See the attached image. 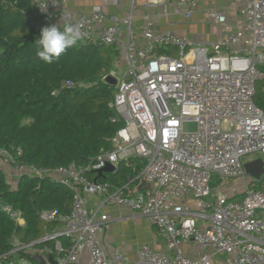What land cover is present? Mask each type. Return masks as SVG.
I'll use <instances>...</instances> for the list:
<instances>
[{
    "label": "built area",
    "instance_id": "built-area-1",
    "mask_svg": "<svg viewBox=\"0 0 264 264\" xmlns=\"http://www.w3.org/2000/svg\"><path fill=\"white\" fill-rule=\"evenodd\" d=\"M204 1L142 0L141 6L158 9L160 16L190 19ZM31 3L43 26L73 24L82 32L79 41L119 47L124 66L107 75L116 79L111 121L122 126L111 139L112 149L84 166L15 164L0 148L1 169L10 167L18 177L45 176L72 190L68 213L39 212L43 222L59 224L28 243L14 237L0 264H32L12 259L19 251L39 255L43 264H51L49 256L55 264H82L84 254L87 264H264V172L254 178L244 169L246 161H264V110L254 101L256 83L264 77V0H225L223 7L203 8L204 18L221 27L213 42L155 29L150 14L134 32L137 0H127L123 17L106 9L120 8L122 0H99L88 10H76L68 0ZM184 121L196 122L198 129L182 131ZM254 153L259 156L247 158ZM131 158L144 165L119 186L87 175L107 164L113 170L120 162L128 166ZM234 182L240 183V193ZM143 183L149 187L141 188ZM91 197L99 200L90 204ZM107 205L145 217L163 248L143 243L135 258L106 253L101 237L111 221L103 210ZM0 210L24 223L10 206L0 203ZM45 241L53 243L36 246Z\"/></svg>",
    "mask_w": 264,
    "mask_h": 264
},
{
    "label": "trees",
    "instance_id": "trees-1",
    "mask_svg": "<svg viewBox=\"0 0 264 264\" xmlns=\"http://www.w3.org/2000/svg\"><path fill=\"white\" fill-rule=\"evenodd\" d=\"M43 27L31 0H0V148L11 154L15 164L49 169L70 162L84 166L101 151L112 149L111 139L122 126L121 121H111L115 113L109 104L115 87L103 79L118 71L115 63L121 54L113 45L78 41L58 59L45 63L35 55L34 44ZM260 69L264 72V66ZM67 81L75 86L67 87ZM254 101L264 110V77L256 83ZM143 165L131 158L128 166L120 162L113 171L87 175L119 186ZM0 203L19 211L24 220L18 225L0 210L1 255L11 249L14 237L28 243L57 226L58 222H43L39 212L68 213L72 190L48 177L25 174L12 187L0 168ZM12 259L39 263L22 251Z\"/></svg>",
    "mask_w": 264,
    "mask_h": 264
},
{
    "label": "crops",
    "instance_id": "crops-1",
    "mask_svg": "<svg viewBox=\"0 0 264 264\" xmlns=\"http://www.w3.org/2000/svg\"><path fill=\"white\" fill-rule=\"evenodd\" d=\"M224 2L225 0H205L204 3L195 12H193L190 19H184L182 16L177 14H171L170 16H160L158 15V9L146 10L141 6L142 0H137V6H135L132 10L134 16L133 30L136 33L139 32L143 23L142 17L146 14H150V18L153 22V28L155 29H172L180 34L186 35L194 42H213L222 35L221 27L215 25L212 21L205 19L202 9L207 8L210 5L223 7ZM97 3H99V0H68V5L75 8L76 10H88ZM106 9L108 12H112L119 17H123L128 12L127 0H122L120 8L118 6L108 5ZM115 47L119 49L118 46ZM9 177L10 178L8 179L10 180H7L12 185V187H14L17 183L18 175H15L12 172ZM98 200L99 198L97 197H91L89 199V203L94 204ZM103 210H105L111 218L108 229L101 237V245L106 253L119 251L126 253L131 258H135L136 250L143 243L149 242L151 243V246L159 250L160 248H163V246L158 245L157 240L159 238L155 235L153 227L149 224L145 217L135 216L132 211L125 208H117L108 205L105 206ZM141 223H144L150 228V231L156 238L155 240L150 241L144 239L142 231L140 229L137 230V227H139ZM135 234H137L139 238H133ZM81 262L82 264H87L86 254L82 256Z\"/></svg>",
    "mask_w": 264,
    "mask_h": 264
},
{
    "label": "clouds",
    "instance_id": "clouds-1",
    "mask_svg": "<svg viewBox=\"0 0 264 264\" xmlns=\"http://www.w3.org/2000/svg\"><path fill=\"white\" fill-rule=\"evenodd\" d=\"M82 38V32L73 24H51L40 30L35 40V55L45 63H52L58 59L67 49L76 45Z\"/></svg>",
    "mask_w": 264,
    "mask_h": 264
},
{
    "label": "rangeland",
    "instance_id": "rangeland-1",
    "mask_svg": "<svg viewBox=\"0 0 264 264\" xmlns=\"http://www.w3.org/2000/svg\"><path fill=\"white\" fill-rule=\"evenodd\" d=\"M230 12V11H229ZM228 13V12H227ZM232 12H230V14H231ZM115 65H116V67L119 69V70H121L123 67V63H120V61L119 62H116L115 63ZM115 67V66H114ZM181 128H182V131H184V132H194V131H196L197 129H198V124L196 123V122H194V121H184L183 123H182V126H181ZM259 155L257 154V153H254L253 155H251V156H249V157H247L248 159H253V158H256V157H258ZM11 168L10 167H7V166H4V167H2V172L5 174V176L7 177V179L8 178H10L9 176H10V174L13 172L15 175H16V172L15 171H13L12 169L10 170ZM248 178V177H247ZM8 180H10V179H8ZM228 181V180H227ZM12 183V182H11ZM232 183H233V181H232ZM231 183V184H232ZM235 183V182H234ZM235 188L236 189H238L239 190V193H240V191H241V188H240V183H235ZM135 228V227H134ZM141 230L142 231V233H143V236H144V239H146V240H155L156 238L153 236V234H152V232L150 231V228L149 227H147L144 223H141L140 224V226L139 227H137V230ZM135 230H136V228H135ZM137 233V232H136ZM133 238H135V239H137V238H139V236L137 235V234H135L134 236H133ZM145 240V241H146ZM144 241V242H145ZM146 243H148V244H151V243H149V242H146ZM157 243H158V245L159 246H163V243H162V241H160L159 239L157 240ZM184 248H185V250L186 249H190L191 247H186V246H184ZM160 250H161V248H160ZM207 251V250H206ZM196 255L197 254H199V251H197L196 253H195Z\"/></svg>",
    "mask_w": 264,
    "mask_h": 264
},
{
    "label": "water",
    "instance_id": "water-1",
    "mask_svg": "<svg viewBox=\"0 0 264 264\" xmlns=\"http://www.w3.org/2000/svg\"><path fill=\"white\" fill-rule=\"evenodd\" d=\"M107 83H110L111 85H115L116 83V79L111 76V75H107L105 77V80ZM264 161H262L260 158H256L250 161H246L244 163V169L246 174L254 177V178H259L260 175L264 172ZM113 165L111 164H107L104 166V168H102L100 171H98V173L101 172H108V171H112L113 170ZM149 184L148 183H143L141 185V188H148ZM33 259L37 260L40 264H43L44 261L42 260V258L39 255H35L33 256ZM49 261L51 264H55V262L52 260V257L49 256Z\"/></svg>",
    "mask_w": 264,
    "mask_h": 264
}]
</instances>
